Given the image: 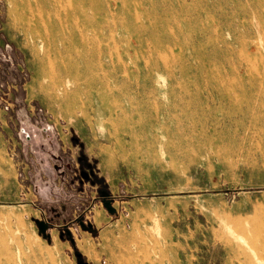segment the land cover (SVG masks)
Returning <instances> with one entry per match:
<instances>
[{
    "label": "rangeland",
    "instance_id": "obj_1",
    "mask_svg": "<svg viewBox=\"0 0 264 264\" xmlns=\"http://www.w3.org/2000/svg\"><path fill=\"white\" fill-rule=\"evenodd\" d=\"M27 1L0 0V264H264V0H39L45 46Z\"/></svg>",
    "mask_w": 264,
    "mask_h": 264
},
{
    "label": "bare ground",
    "instance_id": "obj_2",
    "mask_svg": "<svg viewBox=\"0 0 264 264\" xmlns=\"http://www.w3.org/2000/svg\"><path fill=\"white\" fill-rule=\"evenodd\" d=\"M28 1H27V7H28V11L27 12L28 13H26V22H27L29 28H28V31H26L27 32V35L30 37V39L33 41L34 44L41 43V44H43L45 46L51 40V34L50 33H47V32L41 33L38 30H36V27L35 26L31 25V22L33 21V18H36V16H37L36 15V11L37 10H36L35 7H36V3H38L39 0H28ZM63 89H64V87H63ZM3 246H5V245H3ZM22 249L21 250L19 249V253L16 256H13L14 253L12 255V253L9 254L7 252L6 253L7 254V259H8L7 264H28V258L24 254V251ZM21 251H23V252H21ZM41 253H42V251H41Z\"/></svg>",
    "mask_w": 264,
    "mask_h": 264
},
{
    "label": "water",
    "instance_id": "obj_3",
    "mask_svg": "<svg viewBox=\"0 0 264 264\" xmlns=\"http://www.w3.org/2000/svg\"><path fill=\"white\" fill-rule=\"evenodd\" d=\"M104 206L106 207L108 212L115 213L116 210L113 208L112 203L110 201H105ZM37 224H38L39 228H41V230H42V228L44 227V224L40 223V222H37Z\"/></svg>",
    "mask_w": 264,
    "mask_h": 264
}]
</instances>
